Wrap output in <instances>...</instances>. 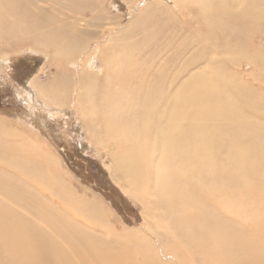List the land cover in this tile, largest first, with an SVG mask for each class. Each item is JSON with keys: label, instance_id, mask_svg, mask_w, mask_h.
<instances>
[{"label": "bare ground", "instance_id": "6f19581e", "mask_svg": "<svg viewBox=\"0 0 264 264\" xmlns=\"http://www.w3.org/2000/svg\"><path fill=\"white\" fill-rule=\"evenodd\" d=\"M67 1L74 13L91 7L87 0ZM243 2V9L235 11L234 6ZM197 3L203 10L200 30L205 32L201 43L205 39L211 50L225 49L228 59L208 73L185 79L170 97L164 75L147 78V69L133 61H141L142 54L130 56L125 52L117 58L120 76L115 81L111 79L112 91L89 86V82L98 79L96 75L87 73L80 77L78 101L79 107H85L77 111L90 114L81 118L86 125L92 117L102 122L94 134L96 144L110 150L116 173L143 206V215L150 222L147 226L163 234L167 258L178 264H264V91L252 89L234 70L240 62H250L256 67L255 76L261 74L262 58L251 49L253 39L260 37L264 28V0ZM151 12H169L167 8L151 5L143 13L152 25H167L163 19L155 18L158 14L150 16ZM73 22L58 27L45 9H37L27 0H0L2 45L12 41L17 48L26 44L53 52L59 62L55 75L58 83L42 87L33 80L30 84L49 107L61 106L64 101L60 97L73 91L70 86L76 81V73H69L67 66L77 62L93 36V32L87 34ZM153 34L154 31H148L146 35ZM24 36H30L31 41H23ZM216 37L222 43L215 42ZM149 39L146 36L141 42L149 43ZM184 50L180 47L181 53ZM95 54L91 50L89 57ZM66 60L72 63L65 66ZM67 87L71 90L67 91ZM88 95L91 99L87 103ZM213 102L219 103L222 119L218 110L211 108ZM102 103L108 109L103 115L97 108ZM212 118L216 120L211 124ZM6 122L0 118V163L18 170L22 180L30 175L36 180H49V199L63 201V215L57 217L62 232L56 233L54 224H46L47 230L30 219L17 196L0 199V264H83L81 252L103 264H163L161 259L152 258L149 239L140 231L121 234L130 241L125 243L128 250L108 242L103 205L98 200H80L72 194L69 185L65 186L57 176L58 163L50 154L48 177L40 175L34 166L28 169V162L21 157H12L4 135L15 134L3 131ZM89 127L93 129L91 123ZM30 148L24 150H30L37 161L40 154L35 147ZM1 190L26 193L0 179ZM210 203L215 209L209 212ZM221 214H226L230 221L239 219L242 227L230 224ZM239 229L243 230L241 234ZM122 252L128 257H139L130 260Z\"/></svg>", "mask_w": 264, "mask_h": 264}, {"label": "rangeland", "instance_id": "374dc122", "mask_svg": "<svg viewBox=\"0 0 264 264\" xmlns=\"http://www.w3.org/2000/svg\"><path fill=\"white\" fill-rule=\"evenodd\" d=\"M27 1L37 9H45L58 27H64V24L75 21L73 23H77L82 31L87 34L93 32V36L87 48L84 47L85 51L78 56L77 62L65 61V66L74 64V66L68 65L67 69L69 73H76V81L74 80L70 86L73 91L67 87V91L71 90L70 94L66 93L65 98L60 97L59 100L64 102L58 107L47 106L37 95V91L35 94L30 87L33 80H37L42 87L48 86L51 82L58 83L55 75L60 67L53 52L46 53L26 44L17 48L12 41H4L5 44L2 45L0 40V118L7 120L4 125L6 130L3 131L10 130L15 134V136L4 135L7 137L6 145L14 154L11 156L21 157L28 162V169L34 166L33 168L40 175L48 177L50 154V157L58 163L57 166L55 165L57 176L65 186L69 185L71 192H74L72 194L80 200L82 198L88 201L98 200L103 205L101 210L109 227V234H105L108 242L121 250H128L125 246L130 241L125 240L124 233L140 231V234L147 235L149 239L152 258L161 259L163 264H178L174 259L166 257L163 234L147 226L150 222L143 215V206L129 193L126 182L116 173L113 159L109 155L110 150L101 149L96 144L94 134L102 127V122L92 117L89 122L93 125L91 129L89 124L86 125L81 120L82 116L90 114L86 110L82 113L77 111L85 107L84 105L79 107L80 77L87 73L96 75L98 79L89 82L88 85L103 86L104 91L110 92L111 79L115 81L120 76L117 70L119 67H116L117 58L125 52L130 56L141 53L143 59L136 61L134 58L135 64L147 69V78L155 77L159 73L163 74L166 92L172 97L185 79L197 73H208L214 66L228 59L227 51L218 48L211 50L208 47L210 43L206 44L204 38V43H201L205 31L200 30L203 10L197 0H87L91 7L81 13L70 10L67 0ZM151 5L169 10L163 13H150V16L158 14L155 18L163 19L167 23L165 27L152 25L148 21L149 16L143 14ZM244 6L243 2L234 6V9L241 10ZM217 16L215 15L216 18ZM148 31H154V34L146 35ZM260 32V37L256 36L253 39L251 50L262 58L261 74L255 76L256 67L250 62H240L239 67L234 68L237 74L242 76V80L255 91L259 90L258 88L264 91V36H262L264 28ZM146 36L151 37L149 43H142ZM30 38L24 36L22 40L28 39L30 42ZM213 40L215 39H210L211 42ZM182 42L184 46L181 45ZM215 42L222 43V40L218 38ZM180 47L185 49L183 53L180 52ZM91 50L97 54L89 57ZM60 65L63 66L61 63ZM46 94L49 95V91L46 90ZM101 95L103 97V91ZM90 99L88 95L86 102L88 103ZM103 104L97 106L101 115L108 111ZM210 106L218 110L220 105L218 102H213ZM218 112L219 119H222L223 111L218 110ZM213 120L216 118L211 119V124ZM221 124L226 127L223 120ZM27 146H31L30 149L35 147L36 152L43 155L44 160L41 161L40 155L37 154L39 159L36 161L30 150H24ZM17 171L0 163V179L19 186L26 193L1 190L0 199L17 196L20 206L27 212L28 217L42 224L38 225L39 227L49 230L48 227L54 224L52 227L54 232L61 233L62 225L58 224L57 217L63 215L60 209L63 201L49 199V190L46 189L49 180L46 182L43 177L41 180H36L30 175L23 181ZM211 209H215L213 203L207 206V211L210 212ZM221 217L230 224H239L242 227L239 219L230 221L226 214H221ZM242 231L239 229L238 232L241 234ZM122 253L130 260H137L139 257V255L128 257L125 252ZM86 255L82 252L79 254L83 264L84 261L86 264H103V261L93 259L89 253ZM181 264L185 263L181 262Z\"/></svg>", "mask_w": 264, "mask_h": 264}]
</instances>
